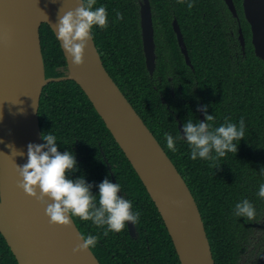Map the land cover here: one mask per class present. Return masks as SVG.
Masks as SVG:
<instances>
[{"label": "trees", "instance_id": "trees-1", "mask_svg": "<svg viewBox=\"0 0 264 264\" xmlns=\"http://www.w3.org/2000/svg\"><path fill=\"white\" fill-rule=\"evenodd\" d=\"M155 30L156 70L146 67L143 51L140 5L138 0H97L106 6L109 24L94 27V41L102 61L123 94L154 134L187 183L203 218L215 264H237L241 240L264 227V198L258 197L264 183V61L252 45L250 25L243 12V0H234L238 19L222 0H150ZM123 14L116 19V12ZM177 20L192 67L186 64L172 21ZM242 28L246 47L239 41ZM42 52L47 77H61L56 71L66 66L59 41L51 28L41 27ZM207 106L215 119L214 129L225 122L239 126L243 118L245 137L238 152L215 160L191 159L179 122L190 118L200 122V106ZM39 120L42 134L57 137L58 151L75 154L79 171L70 179L84 177L99 195L98 185L111 174L121 191L140 213L138 225L145 246H135L127 226L119 232L107 226L72 217L83 236H98L92 251L101 264H181L172 239L142 181L107 129L94 106L73 81L52 82L44 89ZM207 122V121H206ZM165 133L176 139L173 152L167 148ZM181 135V136H180ZM45 143V142H44ZM215 156V153H213ZM248 199L256 216L237 217L235 205ZM126 250L137 262L126 258ZM0 264H18L0 233Z\"/></svg>", "mask_w": 264, "mask_h": 264}, {"label": "water", "instance_id": "water-1", "mask_svg": "<svg viewBox=\"0 0 264 264\" xmlns=\"http://www.w3.org/2000/svg\"><path fill=\"white\" fill-rule=\"evenodd\" d=\"M147 70H156V43L150 0H138ZM238 19L233 0H224ZM81 0H0V233L18 264H101L92 249L74 255L82 233L72 226H50L45 209L17 189L15 164L28 161V145L44 144L39 120L43 89L73 81L86 94L136 171L168 230L181 264H215L199 207L190 188L154 134L107 71L94 38L84 63L74 66L57 39L58 16L74 11ZM255 55L264 61V0H243ZM47 24L66 60L61 77H47L41 27ZM174 32L187 65L192 67L180 26ZM239 41L245 50L240 27ZM203 106H200L202 109ZM200 123H206L200 110ZM179 129L184 137L183 124ZM12 145L23 155L12 153ZM114 184L116 183L113 180ZM122 197V193H118ZM131 236L134 225L128 224Z\"/></svg>", "mask_w": 264, "mask_h": 264}, {"label": "clouds", "instance_id": "clouds-1", "mask_svg": "<svg viewBox=\"0 0 264 264\" xmlns=\"http://www.w3.org/2000/svg\"><path fill=\"white\" fill-rule=\"evenodd\" d=\"M179 2L185 3V0ZM96 3L97 0H81L80 6L74 11H67L58 16L57 39L76 67L84 63L85 49L89 40L94 38V27L98 26L103 30L109 24L107 7H95ZM193 7L192 0H188L187 8ZM123 18V14L117 11L116 19ZM199 110L204 112L206 123L193 122L189 118L183 125V139L190 147L191 159L215 160L225 157L227 153L236 154L239 142L245 137L243 118L240 119L239 126L225 122L213 129L209 122L215 119L214 115H208L207 106ZM41 138L44 144L27 146V163L23 166L15 164V172L19 177L16 187L44 207L50 226L70 228L72 217H78L83 221H91L97 227L107 226L104 232L106 236L109 231L119 233L129 223H138L140 213L132 210L130 200L118 195L121 192L118 182L113 184L105 179L98 185L99 195H93L92 185L88 184L83 176L76 180L69 178L71 173L79 171L75 154L70 151L59 152L57 137L52 131L42 134ZM165 139L167 148L173 152L177 151L178 138L165 133ZM9 147L16 156L23 155L12 145ZM260 173L264 175V168H261ZM257 195L264 198V183L259 186ZM234 214L252 220L256 211L253 204L244 199L235 205ZM80 240L82 243H78L73 249L74 255L95 248L99 237L91 234L81 235Z\"/></svg>", "mask_w": 264, "mask_h": 264}, {"label": "flooded vegetation", "instance_id": "flooded-vegetation-1", "mask_svg": "<svg viewBox=\"0 0 264 264\" xmlns=\"http://www.w3.org/2000/svg\"><path fill=\"white\" fill-rule=\"evenodd\" d=\"M222 1L226 5L224 0H222ZM150 5H151V2H150ZM226 7L228 8L227 5H226ZM151 9H152V6H151ZM228 10H229V8H228ZM175 20L172 21V26H173V23ZM153 26H154V24H153ZM173 30H174V28H173ZM154 32H155V30H154ZM176 37H177V35H176ZM177 43H178V40H177ZM178 46H179V44H178ZM156 50H157V47H156ZM60 68L61 67L57 68L56 71L61 73ZM46 75H47V70H46ZM110 177H111V180L113 182V180H115V178H114L115 176L113 177V175L111 174ZM115 182H116V180H115ZM113 184H114V182H113ZM121 193H122V197L126 199L125 194L122 191H121ZM260 225L261 224H259L258 226L255 227V231L253 232V235H250L246 240H241V242H240L241 243L240 254H239L237 264H264V227L262 228ZM134 228H135L134 236H131L129 229H128V225H127V229H128V232H129L131 238H133L134 240H139V241H135L134 245L135 246L137 245L140 248L141 247L144 248L146 246L147 249L149 250L150 247L147 245L148 239H145V240L142 239L141 230H140V226L138 225V223H136L134 225ZM126 258H130L132 261L137 262L136 261L137 259L134 257V255L130 254V252L127 250H126Z\"/></svg>", "mask_w": 264, "mask_h": 264}]
</instances>
